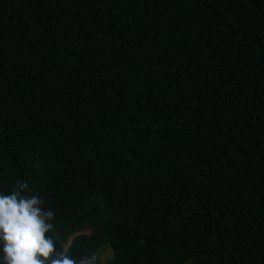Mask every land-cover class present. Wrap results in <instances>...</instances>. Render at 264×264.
I'll return each instance as SVG.
<instances>
[{
	"label": "trees",
	"instance_id": "trees-1",
	"mask_svg": "<svg viewBox=\"0 0 264 264\" xmlns=\"http://www.w3.org/2000/svg\"><path fill=\"white\" fill-rule=\"evenodd\" d=\"M17 179L74 258L264 264V0H0Z\"/></svg>",
	"mask_w": 264,
	"mask_h": 264
},
{
	"label": "clouds",
	"instance_id": "clouds-1",
	"mask_svg": "<svg viewBox=\"0 0 264 264\" xmlns=\"http://www.w3.org/2000/svg\"><path fill=\"white\" fill-rule=\"evenodd\" d=\"M45 203L27 179H17L10 195L0 194V264H97L94 254L72 256L68 248L76 235L65 246L61 244L54 224L55 210ZM104 254L111 256L107 249L101 264L110 258L103 259Z\"/></svg>",
	"mask_w": 264,
	"mask_h": 264
},
{
	"label": "rangeland",
	"instance_id": "rangeland-1",
	"mask_svg": "<svg viewBox=\"0 0 264 264\" xmlns=\"http://www.w3.org/2000/svg\"><path fill=\"white\" fill-rule=\"evenodd\" d=\"M102 257H103V259H105L106 257H111V256L104 254Z\"/></svg>",
	"mask_w": 264,
	"mask_h": 264
}]
</instances>
